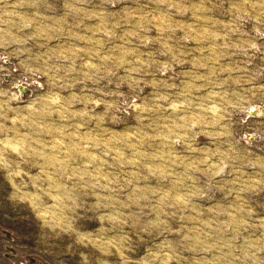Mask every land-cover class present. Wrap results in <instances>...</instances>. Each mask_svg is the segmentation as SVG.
<instances>
[{"label":"rangeland","instance_id":"rangeland-1","mask_svg":"<svg viewBox=\"0 0 264 264\" xmlns=\"http://www.w3.org/2000/svg\"><path fill=\"white\" fill-rule=\"evenodd\" d=\"M0 264H264V0H0Z\"/></svg>","mask_w":264,"mask_h":264}]
</instances>
